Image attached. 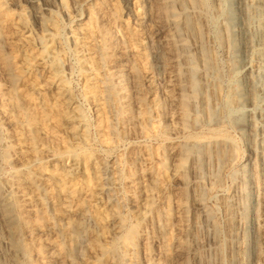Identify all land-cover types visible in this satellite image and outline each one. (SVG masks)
Masks as SVG:
<instances>
[{
  "label": "rangeland",
  "instance_id": "rangeland-1",
  "mask_svg": "<svg viewBox=\"0 0 264 264\" xmlns=\"http://www.w3.org/2000/svg\"><path fill=\"white\" fill-rule=\"evenodd\" d=\"M168 1L0 0V264H264V0Z\"/></svg>",
  "mask_w": 264,
  "mask_h": 264
},
{
  "label": "bare ground",
  "instance_id": "bare-ground-1",
  "mask_svg": "<svg viewBox=\"0 0 264 264\" xmlns=\"http://www.w3.org/2000/svg\"><path fill=\"white\" fill-rule=\"evenodd\" d=\"M161 1H163V0H161ZM165 1V0H164ZM167 1V0H166ZM172 1V0H171ZM170 1V2H171ZM192 1V0H191ZM190 1V2H191ZM203 1V0H202ZM201 1V2H202ZM205 1V0H204ZM169 2V1H168ZM170 2H169V5H170ZM175 2V1H174ZM173 2V3H174ZM194 2V1H193ZM157 3V2H156ZM172 4V3H171ZM157 5V4H156ZM168 5V4H167ZM174 6V5H173ZM263 6H264V4H263ZM158 7H160L159 5H158ZM171 7H172V5H171ZM0 8H1V3H0ZM161 8V7H160ZM263 8V7H262ZM162 9V8H161ZM261 9V8H260ZM264 9V8H263ZM163 10V9H162ZM171 10H173V9H171ZM174 10H175V7H174ZM159 12H160V10H159ZM166 12V11H165ZM167 12H168V10H167ZM161 13H162V11H161ZM175 13V12H174ZM163 14V13H162ZM165 14V13H164ZM168 14H169V12H168ZM176 14H177V12H176ZM179 14V13H178ZM177 14V15H178ZM141 15V14H140ZM156 15H158V13L156 14ZM159 15H161V14H159ZM172 16H174L175 14H171ZM180 15V14H179ZM142 16H143V14H142ZM162 16V15H161ZM171 16V17H172ZM22 17V16H21ZM170 17V16H169ZM178 17V16H177ZM183 17V16H182ZM190 17H192V16H190ZM155 18V17H154ZM230 18V17H229ZM176 19V18H175ZM185 21V20H184ZM165 22V21H164ZM25 23V22H24ZM174 23H176V22H174ZM173 23V24H174ZM184 23V22H183ZM182 23V24H183ZM186 23V22H185ZM187 24V23H186ZM232 24V23H231ZM188 26V25H187ZM230 29V28H229ZM184 30V29H183ZM225 31V30H224ZM134 36V35H133ZM139 37V36H138ZM172 38H171V36L170 35H168L167 37H166V39H165V42H164V46L163 47H165L167 50L169 49V52H170V49L171 48H173V46H172ZM166 51V50H165ZM178 51V50H177ZM185 52V51H184ZM173 53V52H172ZM191 54V53H190ZM171 56V55H170ZM175 56V55H174ZM178 56V55H177ZM174 59V58H173ZM30 61V60H29ZM171 62V61H170ZM238 62V61H237ZM31 63V64H30ZM30 63H29V65H32V63H33V61H30ZM234 63V62H233ZM1 64H2V67H3V70H4V72L5 73H7L8 75H10L11 77H13V74H12V68H11V60L9 59V58H3V61L1 62ZM231 64V63H230ZM26 66L25 67V72L26 73H29L28 71H30L31 69H33V66ZM34 65V64H33ZM35 66V65H34ZM232 66H233V64H232ZM200 68V67H199ZM128 69V68H127ZM127 71H129V70H127ZM126 70L124 71V70H120V73H121V75H120V77H121V80H120V83H125V81H126V75H128V74H126V73H128ZM189 73V72H188ZM31 74V73H30ZM129 74H131V73H129ZM134 78H138V77H140V71L138 70V69H134V70H132V74H131ZM183 75V74H182ZM23 76V75H22ZM119 77V78H120ZM196 77V76H195ZM23 78V77H22ZM189 78V77H188ZM12 79V78H11ZM132 79V78H131ZM138 80V79H137ZM136 80V81H137ZM193 80V79H192ZM198 80V79H197ZM196 80V81H197ZM12 81V80H11ZM187 81V80H186ZM134 82V81H133ZM12 83V82H11ZM111 85H114V82H112L111 81ZM14 84V83H13ZM252 84V83H251ZM195 85H197V83L195 84ZM20 86V85H19ZM176 86V85H175ZM198 86V85H197ZM195 88H196V86H194ZM201 87V85L199 86V88ZM135 88V87H134ZM174 88H176V87H174ZM178 88V87H177ZM40 89V88H39ZM34 91V90H33ZM245 91V90H244ZM136 92V91H135ZM170 92V91H169ZM179 92H180V90H179ZM221 92V91H220ZM35 93H36V91H35ZM137 93V92H136ZM197 93V92H196ZM241 93V92H240ZM250 93V92H249ZM34 94V93H33ZM217 94V93H216ZM218 95V94H217ZM222 95V94H221ZM251 95V94H250ZM127 96V95H126ZM125 96V97H126ZM254 96V95H253ZM189 97V96H188ZM188 97L186 98V99H188ZM193 97V96H192ZM191 96H190V98H192ZM206 97V96H205ZM220 97V96H219ZM233 97V96H232ZM240 97V96H239ZM170 98V97H169ZM185 98V97H184ZM182 99L181 100V103L180 102H177V103H180L179 105V107H181V109H182V114H183V117H184V121H186L187 123H185L184 124V126L185 127H187L188 126V123H189V121H187V119H188V117H189V110L187 109L188 107H189V104H188V101H190L189 99H188V101H186L185 99ZM197 98V97H196ZM235 98V97H234ZM242 98V97H241ZM37 99L40 101V104H41V106L42 107H44V102H45V100H43V97L41 98V94H39L38 95V97H37ZM115 99V98H114ZM254 99V98H253ZM180 100V99H179ZM191 100H193V98L191 99ZM196 99H194V101H195ZM198 101V100H197ZM234 101V100H233ZM173 102V101H172ZM191 102V101H190ZM193 102V101H192ZM238 102V101H237ZM254 102V101H253ZM102 104V103H101ZM100 104V105H101ZM143 104V103H142ZM236 104V103H235ZM172 105V104H171ZM194 104H192V106H193ZM178 107V106H177ZM138 108V107H137ZM136 108V109H137ZM44 109V112L46 113V115H47V112H46V108H43ZM101 110V109H100ZM178 110V109H177ZM61 110H58V112H60ZM102 113V112H101ZM45 115V116H46ZM174 115V114H173ZM177 115V114H176ZM138 116V115H137ZM175 116V115H174ZM180 117V116H179ZM193 117V116H192ZM241 120V119H240ZM23 121V120H22ZM21 121V122H22ZM179 121V120H178ZM148 123V122H147ZM195 126V125H194ZM43 127V126H42ZM172 130V129H171ZM215 141V140H214ZM210 143V142H209ZM212 144H215L214 146L215 147H218L219 148V150H220V152H221V155L222 156H227L228 158H229V156L227 155L228 154V151H229V149L227 150V153H226V142L225 141H221V139H220V141H217V139H216V141L215 142H211ZM234 144V143H233ZM210 145V144H209ZM208 145V146H209ZM207 146V145H206ZM211 146V145H210ZM204 147H205V145H204ZM218 148H216V149H218ZM210 149V148H209ZM213 149V148H212ZM217 152H218V150H216ZM215 151V152H216ZM236 151V150H235ZM187 152V151H186ZM190 153H191V150L189 151ZM193 152V151H192ZM210 152V151H209ZM213 152V151H212ZM216 152V153H217ZM234 152V151H233ZM237 152V151H236ZM11 153V152H10ZM183 153V152H182ZM190 153H187L186 155H189ZM207 153V152H206ZM215 154V153H214ZM218 154H219V152H218ZM229 154H232V153H230L229 152ZM210 155V154H209ZM178 156V155H177ZM211 156V155H210ZM215 156V155H214ZM219 155H217V157H218ZM169 157V156H168ZM187 157H189V156H187ZM236 157V156H235ZM220 159H221V157H219ZM223 158V157H222ZM217 159V158H216ZM232 159V158H231ZM235 159V158H234ZM188 160H189V158H188ZM187 160V161H188ZM197 162V161H196ZM221 162H223L222 160H221ZM224 163V162H223ZM34 164V163H33ZM187 162H186V160L185 159H182V160H180V161H178V165H172V166H174V168H173V171L172 172H174L173 173V175H175L176 176V173H179V170H178V167L179 168H181V169H184L182 172L184 173V175H185V170H186V168H187ZM165 166V168H166V171H167V169L169 168V163H168V161L164 164ZM227 165V164H226ZM190 166V165H189ZM218 167V166H217ZM171 168V167H170ZM177 170H178V172H177ZM185 171V172H184ZM169 172V171H168ZM171 173V172H170ZM188 172H186V175H189V174H187ZM169 174V173H168ZM180 174V173H179ZM178 174V175H179ZM172 175V176H173ZM63 176V175H62ZM90 176V175H89ZM142 176V175H141ZM182 176V175H181ZM21 177V176H20ZM59 177V176H58ZM61 177V176H60ZM64 177V178H63ZM63 177H61V178H63L62 180H64L65 178H68V175H64ZM184 177H187V176H184ZM94 178H95V176H94ZM98 179V177L96 178V180ZM26 183L27 182H29L28 180H27V178L25 177V180H24ZM58 181H60V180H58ZM95 180H93V182H94ZM188 181V180H187ZM186 181V182H187ZM18 182V181H17ZM89 182H91V181H89ZM30 183V182H29ZM99 182H95V184L97 185ZM91 184H93V183H91ZM65 185H67L66 183H63L62 184V187H61V192H63V193H67L69 190H67L68 189V187H70V186H65ZM141 185V184H140ZM146 186V185H145ZM71 189V188H70ZM189 196V195H188ZM178 198V197H177ZM174 199V198H173ZM179 199V198H178ZM177 200V199H176ZM179 201V200H178ZM145 202V201H144ZM150 202V201H149ZM152 203V202H151ZM153 204V203H152ZM169 204H171V202L169 203ZM167 205V204H166ZM157 206V205H156ZM146 207V206H145ZM179 208H180V206H179ZM147 210V209H146ZM159 210V209H158ZM174 210H175V208H174ZM183 210V209H182ZM166 212H168V213H166V214H170V216H172V212H173V207L172 206H168L167 208H166ZM185 212H187V211H185ZM121 213V212H120ZM143 213H144V211H143ZM145 213H147V212H145ZM144 213V214H145ZM163 213H165L164 211H163ZM177 214V213H176ZM196 214V213H195ZM143 215V214H142ZM146 215V214H145ZM144 215V216H145ZM165 215V214H164ZM147 216V215H146ZM141 217V216H140ZM56 218V217H55ZM125 218V217H124ZM142 218V217H141ZM144 218V217H143ZM177 219V218H176ZM180 219V218H179ZM183 219V218H182ZM174 220V219H173ZM181 220V219H180ZM183 220H185V219H183ZM98 221V220H97ZM176 223V222H175ZM183 223H185V222H183ZM120 224V223H119ZM174 224V223H173ZM180 225V224H179ZM53 226V225H52ZM78 226V225H77ZM80 226H81V224H80ZM164 226V225H163ZM167 226V225H166ZM54 227V226H53ZM171 227H173V226H171ZM181 228V227H180ZM71 229H73V228H71ZM174 229V228H173ZM68 230V229H67ZM175 230V229H174ZM89 231V230H88ZM175 234V233H174ZM136 235H137V228H135V227H133V228H131L130 230H129V232L127 233V238H126V240H128L132 245H134L135 247L137 246V244L140 242V237H137L136 238ZM125 237V236H124ZM177 237V236H176ZM139 238V239H138ZM92 239V238H91ZM171 239V238H170ZM125 240V241H126ZM142 240H143V238H142ZM169 241V240H168ZM184 241V240H183ZM170 242V241H169ZM95 243V242H94ZM93 243V244H94ZM128 243V242H127ZM129 243V244H130ZM88 244V243H87ZM112 249V248H111ZM126 250V249H125ZM89 251V250H88ZM182 251V250H181ZM175 253V252H174ZM174 253H173V255H174ZM93 254V253H92ZM70 257V256H69ZM52 259V258H51ZM145 259V258H144ZM54 260V259H53ZM65 261V260H64ZM26 262V261H25Z\"/></svg>",
  "mask_w": 264,
  "mask_h": 264
}]
</instances>
